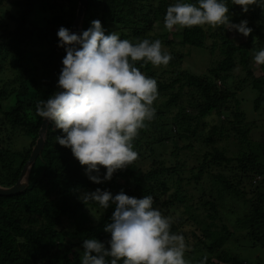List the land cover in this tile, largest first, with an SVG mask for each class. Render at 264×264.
Instances as JSON below:
<instances>
[{"label": "trees", "instance_id": "1", "mask_svg": "<svg viewBox=\"0 0 264 264\" xmlns=\"http://www.w3.org/2000/svg\"><path fill=\"white\" fill-rule=\"evenodd\" d=\"M86 1L81 32L90 27L91 21L99 20L106 34L116 32L121 39L133 44L143 39L153 41L152 33H157V23L160 30H165L162 23L166 9L176 2ZM227 6L231 22L247 20L252 32L236 43L225 26H218L221 31L213 32L218 40L211 44L209 54L218 50L219 55L212 58L204 74L196 76L183 71L180 65L184 56L180 52L173 53L175 46L206 48L210 34L201 26L176 32L177 44L171 40L162 42L173 54L161 74L151 63L135 62L144 75L156 80L157 92L163 94L164 103H153V118L145 122V127L132 141L137 159L115 172L111 180L101 184L89 181L71 150L56 144L55 137L61 135V131L48 123L45 143L30 169L27 188L13 196H0V264H80L82 242L90 237L105 242L107 248L110 236L103 227L110 222L113 207L108 209L97 228L82 227L75 224V205L68 200L70 195L78 197L81 192L97 188L113 195L120 191L136 198L150 195L154 208L167 195L168 199L160 204L164 209L161 213L171 218L170 232L178 234L186 220H174L167 215L168 211L184 203L189 187L198 190L197 185L205 174L212 185L207 192L216 193V199H243V203L248 204L247 211L233 221V231L248 239L249 248L264 251V142L250 138L249 133L257 128V119L248 121L244 111L239 109L243 99H237L240 91L248 89L255 93L252 111L255 114L264 111V65H260L261 76L255 77L251 59L264 48L259 41L263 37L264 7L251 5L247 13H242L236 6L232 14L234 7L228 3ZM76 7L77 0H0V64L7 65L15 73L11 83L0 86V186L14 185L30 156L43 120L36 115L37 103L58 90L56 83L65 52L57 47L56 33L61 26L70 30ZM255 21L260 22L258 27L254 26ZM257 33H260L258 39ZM7 99L10 101L5 106L2 102ZM171 107L177 111L169 118ZM217 115H225V120L218 126L210 125L209 134L204 135L206 120ZM198 131L202 133L201 145L208 150L201 153L199 165L196 170H190L187 177L176 165L165 167L155 160L147 169L142 168L141 165L155 153V147L171 141L177 148V140L190 141ZM214 137L221 141L220 146H216ZM20 138L29 142L17 149ZM190 147L189 144L183 146ZM212 168L216 169L215 173L210 172ZM103 172L101 169V176ZM81 204L83 201L78 203ZM206 204L209 205L208 218L214 221L218 216V204L214 198ZM210 227L215 224L212 222L201 229L206 238L201 242L204 249L187 247L184 254L187 259L196 256L203 259L215 250L221 256L215 255L216 262L206 259L205 264H249L247 258L236 259L221 250L227 237L212 235ZM222 229L226 231L225 227ZM118 264H122V260Z\"/></svg>", "mask_w": 264, "mask_h": 264}, {"label": "clouds", "instance_id": "2", "mask_svg": "<svg viewBox=\"0 0 264 264\" xmlns=\"http://www.w3.org/2000/svg\"><path fill=\"white\" fill-rule=\"evenodd\" d=\"M231 3L242 13L251 5L264 7V0ZM205 25H223L245 38L252 32L247 20L231 22L226 0H176L166 9L164 27L168 31ZM56 36L57 47L65 52L56 83L60 91L39 101L36 115L61 131L56 144L71 150L89 181L101 184L137 159L132 141L155 113L157 82L135 62L166 66L172 57L162 51L160 40L133 44L116 32L106 34L99 20L91 21L79 34L61 26ZM253 60L264 65V48ZM78 199L95 202L105 210L114 206L110 222L103 227L110 236L107 248L94 237L84 239L80 264H118L121 260L122 264H187L184 236L170 232L171 220L153 207L152 196L130 197L123 191L113 195L97 188Z\"/></svg>", "mask_w": 264, "mask_h": 264}, {"label": "rangeland", "instance_id": "3", "mask_svg": "<svg viewBox=\"0 0 264 264\" xmlns=\"http://www.w3.org/2000/svg\"><path fill=\"white\" fill-rule=\"evenodd\" d=\"M152 3L157 4V0H151ZM228 5L233 8L232 14L234 10L236 9V6L231 3V0L226 1ZM146 5H148V2H145ZM231 19V18H230ZM164 25V23H162ZM260 22L255 21L254 26H259ZM264 25V23H263ZM159 23L156 24L155 32L156 34L152 33V38L154 40H160L161 44L164 40H171L173 43L177 44L178 42V33L180 30H160L158 28ZM204 29L209 30L208 34H210V37L206 40L205 45L206 48L196 49V48H188V47H179L175 46L173 53L180 52L184 58L181 62L180 68L189 73L196 76H200L207 72L206 70L209 69L210 64L212 63L213 59L218 57L219 51L215 50L213 52V55L209 54L211 50V44L214 41H217V37L213 35V32L219 33L221 30L219 27L212 28L209 26H201ZM174 34H170L173 33ZM231 32V39L236 42H242L244 37L236 33L234 30ZM261 34L263 37H260V33H257L255 37H260L259 41L263 43L264 45V26L261 29ZM164 43V42H163ZM162 51L168 52L171 55L170 48L164 44H162ZM208 52V53H207ZM211 55V56H210ZM253 56H251L252 59V71L254 73L255 77L261 76L260 72V65H256ZM213 58V59H212ZM0 69V86L5 83H11V80L15 73L8 68L7 65H2ZM167 68V65H161L156 66V69L159 71L158 74H161L160 71L162 69ZM8 89V87H7ZM241 92V93H240ZM239 94H237V99L240 100L243 99V102L240 105V110L244 111L245 117L248 121H251V119H257V128L249 133L250 138L252 137V140L255 142H264V111L262 114H255L252 111V104L255 97V93L248 91L246 89L245 91H240ZM163 94L158 93L157 99L154 101V103L162 104L164 103L163 100ZM9 99L6 101H3V105H7L9 103ZM176 108H169V114L168 117L170 118L176 113ZM222 119V120H221ZM225 120V115L223 116H215L211 120H206V130L203 131L204 135L209 134L210 125H217L220 124V121ZM171 128V127H169ZM199 130H201V127H199ZM173 134V133H172ZM202 133L200 131L197 132L196 136L193 137L190 141H187L185 139L177 140V148L173 147V143L169 141L168 143L161 144L154 148L155 153L149 157V160H146L144 162V165H141L142 168L145 170L148 168V165L151 163L152 160H155L157 162H160L162 166L165 167H171L172 165H176L177 168L179 167L184 177H187L189 175L190 170H196L197 166L199 165L201 161V153L205 150H208L207 146L201 145L202 138L200 137ZM171 137V136H170ZM24 138H20L19 141H17L16 148L20 149L22 144L28 143V140H23ZM216 141V146H220L221 141L218 140V138L214 137ZM191 145L189 149L183 148L185 145ZM140 164V163H139ZM137 164L138 166H140ZM180 171V172H181ZM211 173H215L216 169L212 168L210 170ZM208 174H205L199 181V184L197 185L198 190H193L192 187L188 188V196L184 203H180L177 205H174V208L171 211H168L167 215H171L174 220H181L182 218L186 220V222H183V226L180 228L178 234H181L185 238L186 245L193 249V247H197L198 249H204L202 248L201 242L204 240L206 241V238L204 237L201 229L203 227H206L208 225H211L213 222L215 224V227H210L211 233L220 235L221 237H227L226 240H224V244L221 246V250L224 249V251L229 252L231 257H234L236 259H248L249 264H264V251L261 249H253L249 248L250 242L248 239L241 234H235L233 231V221L237 216H242L246 211L248 204L245 205L243 203V199L241 200H235L231 198H225V199H216V193H208L207 190L212 185L207 180ZM205 189V192H204ZM203 191V192H202ZM85 192L79 193L78 197ZM200 193H204L203 197L200 196ZM249 195H247L248 197ZM78 197H74L73 195L68 196V200L72 205H75V212H74V222L76 225H81L82 227H95L97 228L100 223H102L103 218L108 211L105 209H102L97 204L94 205L93 203L87 201H83L78 199ZM213 198L216 200V203L218 204L219 210L217 209L218 216L217 218L212 221L210 218H208V206L206 203ZM168 196H164L163 200H167ZM83 201V204L78 205L79 202ZM161 201V202H162ZM161 202L155 205V208H158L161 212L164 211L160 207ZM76 203V204H75ZM114 207V206H113ZM173 207V206H172ZM111 208V207H110ZM163 210V211H162ZM213 214V213H212ZM170 218V217H169ZM171 219V218H170ZM223 227H225L226 231H223ZM74 228V227H72ZM83 236V235H82ZM213 237V236H212ZM195 250V249H194ZM221 256L219 251L211 250V252L206 255L207 261H213L216 262V256ZM194 256V255H192ZM191 256V257H192ZM200 258V257H198ZM196 258L193 259H187L184 256V259L186 260L187 264H200L201 259ZM247 261V260H246Z\"/></svg>", "mask_w": 264, "mask_h": 264}, {"label": "water", "instance_id": "4", "mask_svg": "<svg viewBox=\"0 0 264 264\" xmlns=\"http://www.w3.org/2000/svg\"><path fill=\"white\" fill-rule=\"evenodd\" d=\"M86 6H87L86 0H77L75 19L71 24L70 31L75 32L77 34L81 32ZM57 91L60 90L58 89ZM48 123L49 122H45L44 119L42 120L41 126L38 131V137L34 143V146L32 147L28 160L26 161V163L24 164L23 168L20 171L16 183L9 187L0 186V196H13L23 192L27 188L28 175L30 169L34 164L36 158L40 155L45 143Z\"/></svg>", "mask_w": 264, "mask_h": 264}]
</instances>
